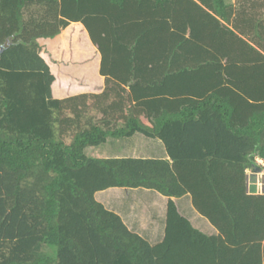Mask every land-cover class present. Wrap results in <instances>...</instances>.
<instances>
[{
	"label": "trees",
	"instance_id": "1",
	"mask_svg": "<svg viewBox=\"0 0 264 264\" xmlns=\"http://www.w3.org/2000/svg\"><path fill=\"white\" fill-rule=\"evenodd\" d=\"M89 65L102 93L55 97ZM139 134L171 161L86 155ZM258 158L264 0H0V264H264ZM113 188L170 199L163 243L96 201Z\"/></svg>",
	"mask_w": 264,
	"mask_h": 264
},
{
	"label": "crops",
	"instance_id": "2",
	"mask_svg": "<svg viewBox=\"0 0 264 264\" xmlns=\"http://www.w3.org/2000/svg\"><path fill=\"white\" fill-rule=\"evenodd\" d=\"M236 3L237 0H226L228 6H235ZM97 70L92 65H89L84 70L83 68L80 70V75L77 78L71 77L70 79L61 76L59 79L62 81V84L59 85L57 83L54 86L55 97L66 98L85 92L102 93L105 89V79L97 76ZM113 141V150L110 154H114V157L111 158V155L107 151L106 154L101 155L98 159L171 161L165 145L160 140L149 139L139 134L130 139H110L104 146H109ZM102 147L98 148L101 149ZM89 149L86 150V155ZM259 170V168L256 170V174H252V170L249 172L250 194H257L259 186L257 187L256 184L260 183L264 186V170L262 172ZM95 199L108 211L117 214L131 232L145 238L153 246H158L165 241L168 228L169 198L157 191L148 189L113 188L97 193ZM177 201L181 213L192 222L195 228L210 237L220 235L216 227L196 210L192 196L188 195Z\"/></svg>",
	"mask_w": 264,
	"mask_h": 264
},
{
	"label": "rangeland",
	"instance_id": "3",
	"mask_svg": "<svg viewBox=\"0 0 264 264\" xmlns=\"http://www.w3.org/2000/svg\"><path fill=\"white\" fill-rule=\"evenodd\" d=\"M27 15H28V17H30V14L27 13ZM121 141H123V140H121ZM113 144H114V141L109 146L107 145L108 147L107 146H103L101 149L100 148H98V149H89L87 155L90 158L98 159V158H100L101 155L106 154L107 151L110 154L112 152V150H113V147H112ZM103 152H105V153H103ZM110 155H111V158L114 157V154H110Z\"/></svg>",
	"mask_w": 264,
	"mask_h": 264
},
{
	"label": "built area",
	"instance_id": "4",
	"mask_svg": "<svg viewBox=\"0 0 264 264\" xmlns=\"http://www.w3.org/2000/svg\"><path fill=\"white\" fill-rule=\"evenodd\" d=\"M262 169V170H264V160L263 159H261V158H258L257 159V168H255V169H252V174H256V170L257 169ZM253 185V184H252ZM256 186L258 187L259 186V188L257 189V194L259 195V194H261V195H264V186H262L260 183L259 184H256Z\"/></svg>",
	"mask_w": 264,
	"mask_h": 264
},
{
	"label": "water",
	"instance_id": "5",
	"mask_svg": "<svg viewBox=\"0 0 264 264\" xmlns=\"http://www.w3.org/2000/svg\"><path fill=\"white\" fill-rule=\"evenodd\" d=\"M259 171L262 172L263 170L260 169Z\"/></svg>",
	"mask_w": 264,
	"mask_h": 264
}]
</instances>
